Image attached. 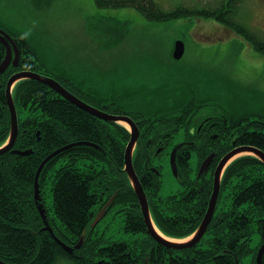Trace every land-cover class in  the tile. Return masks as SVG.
<instances>
[{
	"label": "trees",
	"instance_id": "trees-1",
	"mask_svg": "<svg viewBox=\"0 0 264 264\" xmlns=\"http://www.w3.org/2000/svg\"><path fill=\"white\" fill-rule=\"evenodd\" d=\"M94 1L99 8H133L147 19L159 22L185 16H213L233 33L244 37L256 52L264 56V41L240 22L233 8L225 4L218 8L180 6L167 13L154 0ZM8 33L16 39L22 55L18 68L10 66L0 76V145L7 141L11 131L4 90L9 78L17 71L41 70L32 56L35 52L31 45L22 35ZM5 52L0 43V65ZM14 90L20 130L15 148L34 149V152L26 157L11 153L0 157V264H55L63 258L71 264H236V260L242 262V258L251 254V264H257V254L264 245V163L261 160L240 158L228 166L206 235L191 248H168L148 234L142 212L138 210L137 196L125 172L129 132L116 123L101 121L99 125L98 120L86 111L35 80L21 81ZM185 92L190 95L186 102L188 106L178 100L175 90L170 95L158 93L159 98L148 107L150 118L147 115L140 118L141 136L133 155L134 168L142 178L153 221L165 236L172 239H185L198 229L211 198L212 181L203 190L190 185L176 194L161 197V169L153 162V155L160 147H148L147 140L153 144L163 143L161 151L164 153L169 148L165 143L173 139L171 135L186 127L182 139L196 138L202 144L184 150L192 149L199 162L214 155L213 181L215 166L235 146L251 145L264 151V120L256 118L253 113L242 114L240 109L235 111L232 108V112L215 116L210 123L213 128L205 133H191L188 127L193 124L189 125V121L193 112L203 105L201 100L193 98V91L176 89V94ZM21 107L32 108L33 113L23 118ZM104 110L129 115L120 108L104 107ZM71 144V148L57 154L45 165L39 179L45 215L54 236L71 247L85 236L82 248L69 254L50 232L44 230L45 223L35 202L34 183L43 160ZM50 178L52 207L48 209L43 185ZM113 197L107 216L112 214L114 217L119 211L125 214L122 229L126 237L105 243L102 238L94 236L97 230L92 229L91 224ZM222 199L228 207L219 211ZM126 202L130 203L129 209H126ZM255 233L259 235V243L252 248ZM262 262L264 264V252Z\"/></svg>",
	"mask_w": 264,
	"mask_h": 264
},
{
	"label": "rangeland",
	"instance_id": "rangeland-1",
	"mask_svg": "<svg viewBox=\"0 0 264 264\" xmlns=\"http://www.w3.org/2000/svg\"><path fill=\"white\" fill-rule=\"evenodd\" d=\"M154 1L167 13L180 6L218 8L228 1L227 5L233 8L237 19L264 41V0ZM225 27L220 21L213 20V16L153 21L133 8H99L94 0H0V29L22 35L34 49L32 56L41 67L40 72L56 77L70 93L93 100L94 105L103 109L112 107L128 111L135 124L143 115L150 118L148 107L159 98L160 92L170 95L175 90L178 100L188 106L186 102L190 95L187 92L176 94V89L191 90L193 98L202 101L203 108L193 112L189 125L202 122L210 125L215 116L232 112V108L242 110V114L253 113L256 118L264 120V56L256 52L244 37ZM178 41L185 46L181 59L174 57ZM5 87L7 96V85ZM14 87L12 94L16 91ZM21 108L23 118L33 113L32 108ZM119 126L130 133L131 128L126 122ZM182 134L184 132L177 138L182 139ZM36 136L40 141L39 132ZM4 145L1 144L0 148ZM171 146L174 143L168 146L162 157L153 159L162 172L161 197L184 189L173 176ZM239 147L243 146L233 149ZM14 150L34 149L19 150L14 146L0 157L6 153L21 156L12 153ZM248 157L256 156L247 152L230 161L228 166ZM51 186L50 178L43 185L48 209L52 207ZM129 204L126 202V209ZM226 207L228 204L222 199L219 211ZM138 210H141L139 203ZM124 215L119 211L114 217L112 214L107 216L97 225V236H94L102 238L103 242L121 241L126 237L122 229ZM191 236L179 241H188ZM258 243L259 235L255 233L251 247L255 248ZM252 259L253 254L238 262L251 264ZM55 264L71 263L63 258Z\"/></svg>",
	"mask_w": 264,
	"mask_h": 264
},
{
	"label": "water",
	"instance_id": "water-1",
	"mask_svg": "<svg viewBox=\"0 0 264 264\" xmlns=\"http://www.w3.org/2000/svg\"><path fill=\"white\" fill-rule=\"evenodd\" d=\"M0 43L3 44L5 49H6L5 58L2 62V64L0 65V75H2L8 69V67L10 65H13L14 67H17L19 65L21 54H20V50L18 48L17 42L14 40V38L11 37V35H9L7 32H5L1 29H0ZM184 52H185V46H184L183 42H180V41L176 42V47L174 50L175 59H181L182 56L184 55ZM25 79L36 80L38 82H41V83L49 86L51 89H53L55 92H57L60 96H62L64 99H66L70 103L76 105L77 107H79L80 109H82L84 111H87L91 115H93V116H95L101 120H104V121L109 122V123H116V124H120L121 122H126L130 126L131 138H130V141L126 147V151H125V162H124L125 163V171L128 175V178L130 180L132 188H133V190L137 196V199L139 201V204L141 206V210H142V214H143V217L145 220V224L147 226L148 234L157 243L164 245L168 248H174L176 250L188 249V248H191V247L197 245L201 241V239L204 237V235L206 234V232H207V230H208V228L212 222V219H213L215 211H216V207H217V203H218V199H219V195H220L221 180L223 177V173H224L225 169L227 168L228 164L230 163V161L233 159V157H235L237 154H239L241 152H251V153H253V155H255L259 160H261L264 163V152H262L261 150L255 148V147H251V146L239 147V148H236L235 150L233 149L231 152L226 154L222 158V160L219 162V164L216 168L215 175H214V188H213L212 196H211V199L209 201V205H208L206 215H205L201 225L199 226V228L192 234L190 240H188V241L180 242L179 240H174V239L168 240L157 232V228L155 227L153 220H152V217H151L149 203H148V199H147L145 190L142 187L140 180H139V178H138V176L134 170L133 153L135 151V147L137 145V142L139 141V138H140V131H139V128L137 127V125L133 122V120L129 116L115 115V114L107 113V112L102 111V110H98V109L88 105L87 103L83 102L79 98H77L75 95L70 93L67 89H65L59 82H57L53 78H50V77H47L44 75H40V74H37L34 72H20V73L13 75L9 79L8 84H7V103H8L10 115H11V133H10V136H9L7 142L5 143V145L0 148V155L5 153V152H9L15 146L16 140H17L18 135H19V121H18L16 106H15L13 96H12V88L14 87V85L17 82H19L21 80H25ZM72 146L73 145L65 146L64 148H61V149L55 151L54 153H52L50 156H48L41 163V165L37 171L36 179H35L37 202L41 201L39 177H40V174H41L44 166L54 156L61 153L62 151H65V150L71 148ZM177 150H178V148H176L171 154V168H172L173 174L176 178H178V173H179L177 162H176ZM12 153L19 154L21 156H28V155L33 153V150H29V151H25V152L14 150V151H12ZM213 159H214V155L212 154L203 162V164L200 168V173H203L204 171L207 170V168L209 167V165L211 164ZM113 201H114V197L97 214V216L95 217V219L91 225L92 229H95L96 226L105 218L110 206L113 204ZM37 206H38V209L40 210L41 215L43 216V218L45 220L44 230L49 231L53 235V231H52L51 227L49 226V223L46 221V218L44 216L45 210H44L43 206L40 205L39 203L37 204ZM58 243L63 247V249L67 253L71 254V253H73L74 249H78L80 246H83L84 240L82 238L79 241L78 245H76L75 247H70V246L66 245L65 243H62L60 240H58ZM263 252H264V246L260 249V251L258 253L257 264H263V262H262ZM236 264H239L238 260H236Z\"/></svg>",
	"mask_w": 264,
	"mask_h": 264
},
{
	"label": "flooded vegetation",
	"instance_id": "flooded-vegetation-1",
	"mask_svg": "<svg viewBox=\"0 0 264 264\" xmlns=\"http://www.w3.org/2000/svg\"><path fill=\"white\" fill-rule=\"evenodd\" d=\"M226 2H228V1H226ZM46 75H49V74H46ZM50 76H52V75H50ZM68 86L71 87L72 85L70 84ZM73 94L76 95L77 98H79L83 102L87 103L88 105H90V106H92V107H94V108H96L98 110H103L104 111V109L101 108L100 105H98V106L94 105L93 104L94 103L93 100H89V99L87 100L86 98H82V97L78 96L75 93H73ZM98 98L101 101V98L99 96H98ZM90 99H92V97ZM89 115H91V114H89ZM91 116L94 119L98 120L99 125L102 123L101 122L102 120H100L99 118H97V117H95L93 115H91ZM140 122H141V120H136V124L139 126V129H140V124H139ZM210 128H213V124L209 125L207 122H202L200 124L194 123L193 126H189L188 127V129L191 131V133L197 132L198 134L205 133V132L209 131ZM185 130H186V127H184L179 132H176L177 134H174V135L172 134L171 137L173 139L168 140L167 143H165V145L167 147L174 143V146H171L172 149H175L176 147H178V150L176 152V162H177L179 173H178V178H175V179L182 186L187 187V186H190V185H194L195 186L194 189L199 187L197 189H200V190H203V188L209 187L210 186V181H212V191H213V183H214V181H213V161L211 162V164L209 165V167L207 168L206 171H204L203 173H200V168H201L203 162L209 156L206 159H203L201 162H199V160L196 159V157H195L196 160L193 158L194 157V153H192L193 152L192 149L184 150L185 148H194V147H198L199 145L202 144L201 141L197 140L196 138L195 139H187V140L186 139H180L179 137L177 138V136L181 132H184ZM140 132H141V130H140ZM152 142L153 141H151L149 139L147 141V146L148 147L158 146L160 148L163 146V143L153 144ZM164 154H165V152L163 153L161 151V149H160L159 151L155 152V154L153 156L156 159V158L162 157ZM155 166L158 167L157 165H155ZM216 167L217 166H215V168H214L215 170H216ZM215 170H214V173H215ZM161 174H162V172H161ZM141 179H140V181H141Z\"/></svg>",
	"mask_w": 264,
	"mask_h": 264
},
{
	"label": "bare ground",
	"instance_id": "bare-ground-1",
	"mask_svg": "<svg viewBox=\"0 0 264 264\" xmlns=\"http://www.w3.org/2000/svg\"><path fill=\"white\" fill-rule=\"evenodd\" d=\"M244 154H247V152H241V153H239V154H237L235 157H233V159L232 160H234V159H236V158H238V157H240V156H242V155H244ZM231 160V161H232ZM157 232L159 233V234H161L163 237H165L166 239H170V238H168V237H166V236H164L158 229H157ZM171 240V239H170Z\"/></svg>",
	"mask_w": 264,
	"mask_h": 264
}]
</instances>
